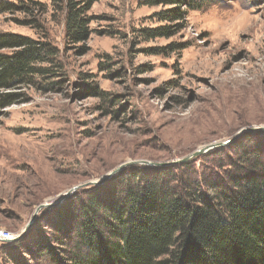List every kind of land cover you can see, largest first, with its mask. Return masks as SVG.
Masks as SVG:
<instances>
[{
	"label": "rangeland",
	"instance_id": "rangeland-1",
	"mask_svg": "<svg viewBox=\"0 0 264 264\" xmlns=\"http://www.w3.org/2000/svg\"><path fill=\"white\" fill-rule=\"evenodd\" d=\"M1 1L11 6L0 5V34L44 41L54 51L36 65L47 68L44 75L0 91L15 94L0 107V228L14 236L0 242V264H50L41 249L60 246L68 224L62 206L109 179L39 210L23 232L35 208L124 162L191 161L197 171L219 166L223 174L229 167L222 165L243 150L264 155V0H205L179 31L151 37L144 29L167 23L154 15L162 6ZM88 1L90 34L74 42L66 36V5Z\"/></svg>",
	"mask_w": 264,
	"mask_h": 264
},
{
	"label": "trees",
	"instance_id": "trees-1",
	"mask_svg": "<svg viewBox=\"0 0 264 264\" xmlns=\"http://www.w3.org/2000/svg\"><path fill=\"white\" fill-rule=\"evenodd\" d=\"M204 1L137 3L162 6L154 15L167 23L144 29L151 37L179 31L188 11ZM90 5H66V36L74 42L90 34ZM1 48L12 52L0 54V91L44 75L47 68L36 65L54 51L47 42L9 32L0 34ZM14 95L0 94V107ZM240 154L222 165L229 167L223 174L219 166L197 171L191 161L124 168L105 187L90 188L75 204L67 201L60 246L41 251L50 264H264V155L253 148Z\"/></svg>",
	"mask_w": 264,
	"mask_h": 264
},
{
	"label": "water",
	"instance_id": "water-1",
	"mask_svg": "<svg viewBox=\"0 0 264 264\" xmlns=\"http://www.w3.org/2000/svg\"><path fill=\"white\" fill-rule=\"evenodd\" d=\"M251 129H254V128H250V129H247V130H251ZM243 130H244V129L240 130V132H239L236 136H234L232 139H235V138L241 133V131H243ZM232 139H231V140H232ZM223 144H224V142H222V143L220 142L219 145H223ZM216 146H217V144H216V145H211L210 147L212 148V147H216ZM204 151H205V149L202 148V149H200L197 153H202V152H204ZM197 153H194V154H197ZM188 158H189V157H185V158H183V159H181V160H178V161L164 162V163H151V162H146V161H143V162H144V163H147V164H152V165H157V164H160V165H168V164H172V163H176V162H180V161H181V162H182V161H186V160H188ZM135 162H139V161L135 160V161H130V162H124V163L120 164L119 166L115 167L113 170H111V171L108 172L107 174H105L100 180L89 181V182H87V183H85V184H82V185H76V186H74V187L68 189V190L63 194V196H62L58 201H56V202L41 203V204H39V205L35 208V211H34L32 217H31L29 223L25 226V229L23 230V232L29 228L30 224L33 222V220H34V218H35V216H36V214L38 213L39 210H41V209H43V208H46V207H53V206L58 205V204H59V203L65 198V197H67L68 195H70L73 191H75V189H77V188L80 187V186H85V185H89V184H96V185L102 184V183L106 182L108 179H110V178H111L113 175H115L117 172H119L120 170H122L125 166L130 165V164L135 163ZM23 232H22L20 235H22ZM19 237H20V236H19ZM16 239H17V238H16ZM12 240H13V238H12L11 240H6V241L9 242V241H12Z\"/></svg>",
	"mask_w": 264,
	"mask_h": 264
},
{
	"label": "built area",
	"instance_id": "built-area-1",
	"mask_svg": "<svg viewBox=\"0 0 264 264\" xmlns=\"http://www.w3.org/2000/svg\"><path fill=\"white\" fill-rule=\"evenodd\" d=\"M13 237V234L9 230L0 228V241L8 242L6 240H11Z\"/></svg>",
	"mask_w": 264,
	"mask_h": 264
}]
</instances>
